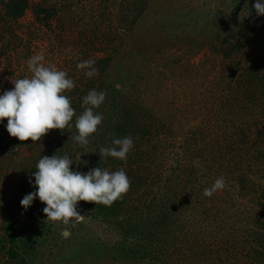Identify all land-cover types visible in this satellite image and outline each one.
<instances>
[{"label": "trees", "instance_id": "trees-1", "mask_svg": "<svg viewBox=\"0 0 264 264\" xmlns=\"http://www.w3.org/2000/svg\"><path fill=\"white\" fill-rule=\"evenodd\" d=\"M155 2L113 0L110 26H103L107 13L98 14L90 35L75 16L74 0H0L1 78L14 64L18 22L32 10L35 22L51 33L55 21L80 25L71 43L77 51L64 57L61 68L75 82L65 95L76 116L90 90L106 92L95 109L103 121L87 145L72 139L78 134L76 116L69 129L51 130L35 144L11 137L7 119L0 122V184L30 222L21 227L15 215L4 221V264H40L41 249L68 243L59 233L66 225L46 221L44 203L36 198L26 210L20 203L37 190L33 173L39 159L53 155H68L71 169L82 173L96 167L126 172L131 187L122 199L111 206L77 205L82 222L97 232L96 246L111 249L120 261L264 264V69L242 60L240 34V25L251 31L253 47L264 53V15L257 16L256 0H225L214 11L191 7L162 13ZM201 35L208 37L205 46L197 40ZM50 42L52 52L63 46ZM205 47L200 64H191ZM88 59L98 69L91 78L76 67ZM186 72L183 81H174V74ZM1 78L0 95L11 90ZM77 78L82 85L76 86ZM152 81L158 84L150 86ZM163 83L168 87L161 89ZM180 97H189V103L181 105ZM126 136L134 142L126 160L101 158V147ZM171 144L179 151L171 153ZM221 176L224 188L203 195Z\"/></svg>", "mask_w": 264, "mask_h": 264}, {"label": "clouds", "instance_id": "clouds-1", "mask_svg": "<svg viewBox=\"0 0 264 264\" xmlns=\"http://www.w3.org/2000/svg\"><path fill=\"white\" fill-rule=\"evenodd\" d=\"M253 7L257 16L264 15V0H256ZM44 60L41 53L31 56L27 61L31 76L11 79L14 88L0 95V122L7 119V132L21 142L30 139L35 144L51 130L69 129L76 116L69 97L65 95L75 87V82L67 72L54 65H46ZM94 64V60L88 59L77 63L76 67L85 70L84 74L91 78L98 74ZM105 98L106 92L95 89L83 97L84 111L76 116L74 125L78 134L72 137L80 145H87L88 138L97 132L102 123L103 116L95 109L104 103ZM133 146L131 136L116 138L112 141V147H101L99 154L101 158L110 156L126 160ZM72 164L68 155L42 156L33 173L37 190L27 194L20 201L21 206L26 210L38 198L46 205L43 209L46 221L62 222L64 225L71 222L75 225L83 218L77 211L78 202L111 206L130 190L131 181L123 168L109 172L96 167L82 173L72 170ZM224 186V177H218L210 187L204 189L203 195L211 197Z\"/></svg>", "mask_w": 264, "mask_h": 264}, {"label": "rangeland", "instance_id": "rangeland-1", "mask_svg": "<svg viewBox=\"0 0 264 264\" xmlns=\"http://www.w3.org/2000/svg\"><path fill=\"white\" fill-rule=\"evenodd\" d=\"M224 2L225 0H156L154 8L160 13L164 10H182L187 12L191 7H198L206 11H214L222 6ZM74 5L75 16L81 21L82 26L88 28L87 31L90 32V35L92 34L91 31H93L100 22L98 14L106 12L107 16L105 21H103V26L104 24L106 25L104 28L110 26L112 19L111 13L115 10L113 0H74ZM17 26L16 35H18L20 39L17 42L19 46L12 54L14 56V64H12L11 67H6L8 73L4 74L5 80H1L2 82L6 81L11 89L14 88L11 79L15 80L31 76L27 67V61L34 54H43L45 57L44 63L46 65H54L59 70H62L61 68L64 67L63 65L65 62L64 57L70 58L77 51V49L71 46V43L76 41L78 35L76 31L80 25L77 26L72 24L71 26H66L61 24L60 21H55L53 24L54 32L51 33L50 30L41 27L35 22L34 13L32 10H29L18 22ZM240 34L245 42L242 60L245 63L258 65L264 69V53L258 48L253 47L251 41L253 33L251 31L248 32L247 29H241L240 25ZM197 40L205 46L208 37L207 35H201L197 37ZM50 41H57V43L59 41L63 46H59V48L52 52L49 48L51 46ZM60 43L58 44L60 45ZM207 53L208 49L205 47L199 54L189 60V62L198 65ZM186 58L188 59V56H186ZM181 62L183 65H186L188 60L186 62ZM186 75H188V72L182 75L174 74V81H183L184 79H182V77ZM2 76V73H0V78ZM4 77L1 79H4ZM77 80L76 86L82 85L78 78ZM157 84L156 81H152L150 86ZM175 85L176 88L174 87V89L177 90L178 84L175 83ZM164 87H168L166 83L162 84L161 89ZM186 89L184 88L182 90L185 91ZM152 97L153 91H150L147 98L151 101ZM189 101V97H180L179 103L185 105L188 104ZM182 137L183 136H180L176 140L177 146L182 143ZM171 145H173V147L169 149L171 153L179 151V148H176L174 144ZM3 188L4 186L0 184V236L3 232L2 228L4 226V221L13 215L17 217L21 227H23L24 224L30 225V222L16 212L13 206L15 203L14 199L9 191ZM6 201H8V203H6ZM80 222H82V219L78 223ZM78 223L73 225L70 222L68 225L63 226L61 231L59 230L60 235L68 239V243L62 245V243L59 242V246L55 249H41V251L45 253V257L40 264H132L127 261H120L113 255L111 249H106L105 247H103V249L98 248L96 245L100 243V240L94 227L87 222H82L83 225H78ZM25 230L24 228L22 229V231ZM2 255L3 252L0 251V264L3 263Z\"/></svg>", "mask_w": 264, "mask_h": 264}]
</instances>
